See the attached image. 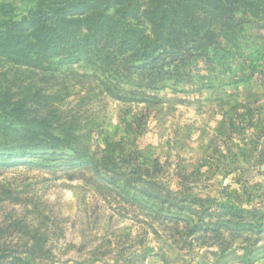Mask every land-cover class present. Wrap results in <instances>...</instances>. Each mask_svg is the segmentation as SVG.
Masks as SVG:
<instances>
[{"label": "rangeland", "instance_id": "374dc122", "mask_svg": "<svg viewBox=\"0 0 264 264\" xmlns=\"http://www.w3.org/2000/svg\"><path fill=\"white\" fill-rule=\"evenodd\" d=\"M62 1L0 0V26L28 23ZM141 5L125 17L110 15L115 23L97 48L82 23L66 27L63 38L57 33L47 55L41 32L17 39L21 49L0 40V145L12 144L25 121H73L93 151L147 165L144 174L170 199L162 204L140 188L103 196L29 169L21 158L9 162L5 153L0 264H264V0H249L235 32L203 15L200 3ZM160 17L166 20L154 31ZM195 28L225 36L214 59L192 60L157 90L140 87L142 51L166 48L165 29ZM89 46L99 66L86 60ZM115 59L124 62L114 66ZM229 206L256 210L252 226L237 231L226 223ZM219 227L223 240H210Z\"/></svg>", "mask_w": 264, "mask_h": 264}, {"label": "trees", "instance_id": "16d2710c", "mask_svg": "<svg viewBox=\"0 0 264 264\" xmlns=\"http://www.w3.org/2000/svg\"><path fill=\"white\" fill-rule=\"evenodd\" d=\"M148 1L154 2V0ZM173 1H176L182 9L197 6L199 3L205 5L206 9L203 15L218 23L222 29L228 32H235L241 23L238 14L249 3V0ZM141 7V0H63L42 8L44 10L42 15L33 17L28 23H11L5 27L0 26V40L12 41L21 49L22 45L16 43L17 39L22 38V35L26 37L28 34L41 32L43 33L42 51L47 55V46L54 43V36L57 33L62 31L59 37L63 38L66 35L64 30L66 27L74 23H82L88 25L84 28L89 34V43L91 44V40H93L97 43L95 47L97 48L100 41H105L109 29L115 23L114 18L110 15L125 17ZM147 8L151 9L149 6ZM155 20L157 23L152 27L154 31L158 24L164 23L166 17ZM187 24L192 26L194 22L190 19ZM159 36L166 48L158 52L160 48L157 47L155 54L151 56L149 51H142L141 72L137 78L142 88L159 89L158 82L172 77L178 73V70L196 58H203L211 62L214 59L212 54L217 55L216 50L219 48L217 39L225 37L215 31L201 33L196 30L195 33H184L177 29H165ZM215 37L216 39H214ZM74 49L76 48L69 46L70 51ZM93 50L91 46L85 49L86 60L90 64L99 66L100 63L90 57L91 54H96V51ZM58 57H63V55L59 54ZM111 61L112 59L108 58L102 62L104 66H108ZM113 61L114 66L116 64L121 66L124 62L119 59ZM51 64L53 63L51 62ZM123 66L120 69L122 71L121 78L126 76L125 73L128 74ZM252 69L251 75L247 76L248 80L255 76L256 67L254 66ZM109 94L114 93L110 90ZM16 134L12 144L0 145V159L4 157L5 153L8 154L9 162L15 157L21 158L29 169H43L53 174H61L69 181L84 183L103 196L114 190L140 188V193L165 204L172 195L170 191L166 190L164 195L161 194L163 188L152 182L153 177L144 174H149V167L147 165L142 167L134 161L132 156L115 157L106 151H93L91 144L83 137L73 121L72 123L52 121L49 120V117L25 121ZM199 201L201 202L202 199L193 198V202H196L194 204L197 205ZM256 213V210L229 206L225 211V215L229 217L226 223L233 224L237 231L244 230L252 226L253 223H249L247 220L250 217H255ZM220 230V227L214 230L215 235L210 240L222 241L223 235ZM202 238L208 239L205 235ZM247 264H254V260L248 259Z\"/></svg>", "mask_w": 264, "mask_h": 264}]
</instances>
